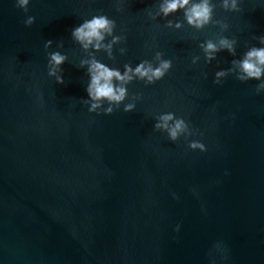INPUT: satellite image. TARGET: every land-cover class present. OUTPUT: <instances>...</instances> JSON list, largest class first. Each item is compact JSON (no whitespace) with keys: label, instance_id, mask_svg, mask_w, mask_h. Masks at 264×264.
<instances>
[{"label":"water","instance_id":"1","mask_svg":"<svg viewBox=\"0 0 264 264\" xmlns=\"http://www.w3.org/2000/svg\"><path fill=\"white\" fill-rule=\"evenodd\" d=\"M153 3L129 0L119 13L114 0H32L26 27L14 0H0V264H264V95L256 81L215 85V61L189 67L194 30L149 20ZM97 10L128 29L121 66L150 58L145 41L174 58L164 80L130 86L144 94L134 112L97 115L81 103L87 77L70 33ZM218 15L238 51L264 34L256 0ZM49 39L69 54L64 84L47 76ZM232 59L221 53L220 67ZM158 109L185 116L208 151L154 131Z\"/></svg>","mask_w":264,"mask_h":264},{"label":"clouds","instance_id":"2","mask_svg":"<svg viewBox=\"0 0 264 264\" xmlns=\"http://www.w3.org/2000/svg\"><path fill=\"white\" fill-rule=\"evenodd\" d=\"M264 5V0H256ZM245 0H154L151 7L144 10L151 21H163V28L179 32L185 28L194 30L193 39L197 41L199 52L190 58L191 66L203 64L212 66L215 61L213 83L223 85L228 77H234L241 83L256 81L255 94L264 95V34L252 35L251 41H245L243 51L240 38L230 34L231 24L223 13L239 14L244 10ZM15 7L23 10L26 27L36 22V17L28 15L32 0H14ZM116 11L124 13L129 7V0H114ZM216 29L214 35L200 39L197 33L209 28ZM128 29L121 27L117 19L103 10H97L84 16L80 23L71 29V41L79 47L83 55L78 68L84 69L87 77L85 91L87 98L81 103L87 106L89 113L111 115L118 110L134 112L144 99L143 92H132L130 86L140 82L145 87L164 80L174 67V58L159 50L154 42L145 41L144 47L152 52L150 58L137 62L128 61L121 66L117 53L125 56L128 53ZM153 37V41H154ZM49 39L44 42L46 51L47 76L54 78L56 84H64V67L69 54L64 51V41L55 42ZM227 52L233 59L230 66L220 67L219 55ZM207 78L208 73H202ZM153 119V130L165 134L170 142L183 139L187 148L192 151L207 152L208 145L201 137L203 133L194 128L191 122L176 111L158 109L150 112ZM176 225V231L180 230ZM216 247L223 251V246Z\"/></svg>","mask_w":264,"mask_h":264}]
</instances>
